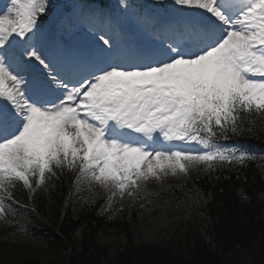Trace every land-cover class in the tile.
Wrapping results in <instances>:
<instances>
[{
  "label": "snow or ice",
  "instance_id": "6c2138e0",
  "mask_svg": "<svg viewBox=\"0 0 264 264\" xmlns=\"http://www.w3.org/2000/svg\"><path fill=\"white\" fill-rule=\"evenodd\" d=\"M157 5L173 15L161 21L121 0L120 20L87 7L58 16L53 24L64 32L87 27L93 40L86 50L45 40L40 17L49 0H9L0 10L5 225L15 226L8 217L16 214L17 183L34 193L56 169L77 172L76 185H100L109 194L102 212L115 216L118 195L129 198L130 208L142 200L140 208L151 212L169 177L256 159L216 138H226L229 128L235 133L241 113L264 116V0H154ZM129 18L147 41L126 39L121 23ZM192 144L200 147L185 146ZM152 181L160 191H145ZM173 204L165 199L158 207L175 211ZM19 232L30 239L23 227ZM234 264L254 262L242 256Z\"/></svg>",
  "mask_w": 264,
  "mask_h": 264
},
{
  "label": "trees",
  "instance_id": "16d2710c",
  "mask_svg": "<svg viewBox=\"0 0 264 264\" xmlns=\"http://www.w3.org/2000/svg\"><path fill=\"white\" fill-rule=\"evenodd\" d=\"M234 134L264 147L261 119L242 118ZM59 177L33 197L36 213L19 209L20 222L9 218L15 226L0 227V264H234L242 256L264 264V159L167 181L153 211L141 209L142 201L115 205L121 209L115 216L102 212L100 192L67 197L70 177ZM16 193L28 207L27 195ZM165 199L174 201L175 211L158 207Z\"/></svg>",
  "mask_w": 264,
  "mask_h": 264
},
{
  "label": "rangeland",
  "instance_id": "374dc122",
  "mask_svg": "<svg viewBox=\"0 0 264 264\" xmlns=\"http://www.w3.org/2000/svg\"><path fill=\"white\" fill-rule=\"evenodd\" d=\"M117 1H118L119 3L121 2V0H117ZM70 2H73V1L70 0ZM5 3H6L7 5L9 4V2H6V0H3V9H5V7L7 6ZM1 4H2V0H0V5H1ZM116 8L119 9L120 7H116ZM1 10H2V9H1ZM103 13H105V14H109L110 12H108V11H103ZM66 37L69 38V35H66ZM253 119H256V118H253ZM260 119H261V118H260ZM261 121H263V119H262ZM261 124H262V123H261ZM194 173H199V174H200V173H205V171L203 170V167H201L199 170L194 171L193 174H194ZM47 178H48V179H47L48 181L45 180V183H46V182L48 183V184H47V185H48V186H47V189L53 187L54 182L57 183V182L59 181V178H58V180L54 179L53 177H50V178H49V175L47 176ZM51 181H52V182H51ZM50 182H51V183H50ZM42 187L44 188L45 185H43ZM43 188H42V189H43ZM28 191H29V193L32 192V191H30L29 189H28ZM106 196H107V195H106ZM106 198H107V197H106ZM112 206H113V205H112Z\"/></svg>",
  "mask_w": 264,
  "mask_h": 264
}]
</instances>
